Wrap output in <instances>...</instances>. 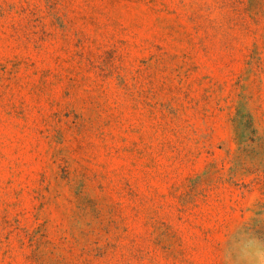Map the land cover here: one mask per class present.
<instances>
[{
    "label": "rangeland",
    "instance_id": "374dc122",
    "mask_svg": "<svg viewBox=\"0 0 264 264\" xmlns=\"http://www.w3.org/2000/svg\"><path fill=\"white\" fill-rule=\"evenodd\" d=\"M0 264H264V0H0Z\"/></svg>",
    "mask_w": 264,
    "mask_h": 264
}]
</instances>
